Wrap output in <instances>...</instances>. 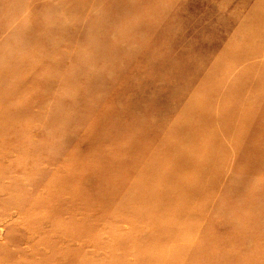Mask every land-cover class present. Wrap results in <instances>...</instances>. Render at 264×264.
<instances>
[{
    "label": "rangeland",
    "instance_id": "rangeland-1",
    "mask_svg": "<svg viewBox=\"0 0 264 264\" xmlns=\"http://www.w3.org/2000/svg\"><path fill=\"white\" fill-rule=\"evenodd\" d=\"M0 264H264V0H0Z\"/></svg>",
    "mask_w": 264,
    "mask_h": 264
},
{
    "label": "bare ground",
    "instance_id": "bare-ground-1",
    "mask_svg": "<svg viewBox=\"0 0 264 264\" xmlns=\"http://www.w3.org/2000/svg\"><path fill=\"white\" fill-rule=\"evenodd\" d=\"M139 198H140V197H139ZM139 198H138V199H139ZM144 204H145V203H144ZM142 206H143V204H142ZM108 207H109V206H108Z\"/></svg>",
    "mask_w": 264,
    "mask_h": 264
}]
</instances>
